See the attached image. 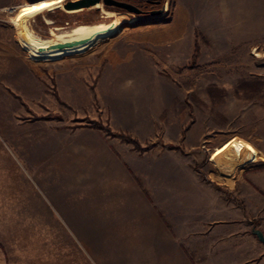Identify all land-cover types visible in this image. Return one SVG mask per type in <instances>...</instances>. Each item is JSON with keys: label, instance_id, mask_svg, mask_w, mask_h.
<instances>
[{"label": "rangeland", "instance_id": "1", "mask_svg": "<svg viewBox=\"0 0 264 264\" xmlns=\"http://www.w3.org/2000/svg\"><path fill=\"white\" fill-rule=\"evenodd\" d=\"M38 1L0 0V264H264V0L104 2L132 21L31 55ZM58 9L42 36L102 14Z\"/></svg>", "mask_w": 264, "mask_h": 264}, {"label": "bare ground", "instance_id": "2", "mask_svg": "<svg viewBox=\"0 0 264 264\" xmlns=\"http://www.w3.org/2000/svg\"><path fill=\"white\" fill-rule=\"evenodd\" d=\"M65 2L66 0H40L38 2H27L18 8V13L13 20V27L15 29L16 40L24 51L31 55H39L42 53L56 54L66 50H79L100 39L114 35L122 26L132 21L127 14H117L114 11L106 9L103 1L89 7L81 6L75 8H67ZM54 8L62 9L67 16L81 14L88 10H101L102 14L96 21H92L94 18L88 17V19L75 22L69 27L51 26L49 34L42 36L36 31L31 21L38 15L50 11L53 12ZM28 9H39V11L26 12L25 10ZM52 20L47 18L46 22L52 24ZM234 139L218 146L212 153L213 159H216L221 153L231 152ZM251 146L247 142L245 150ZM243 152L241 151V154L234 153L227 155L226 159L231 163H237L241 160Z\"/></svg>", "mask_w": 264, "mask_h": 264}, {"label": "flooded vegetation", "instance_id": "3", "mask_svg": "<svg viewBox=\"0 0 264 264\" xmlns=\"http://www.w3.org/2000/svg\"><path fill=\"white\" fill-rule=\"evenodd\" d=\"M110 4H106L107 8H113L118 13H124L129 9L127 6H133L135 10L139 11L140 14H147L155 10L156 7L160 6L161 0H109ZM60 14L65 15V12L61 9H58ZM55 12V11H54ZM96 13L99 12L95 11ZM79 15H85L81 13ZM78 16V15H77ZM85 20V19H84Z\"/></svg>", "mask_w": 264, "mask_h": 264}, {"label": "water", "instance_id": "4", "mask_svg": "<svg viewBox=\"0 0 264 264\" xmlns=\"http://www.w3.org/2000/svg\"><path fill=\"white\" fill-rule=\"evenodd\" d=\"M100 1L105 2L106 4H110L109 0H67L65 2V6L67 8H75V7H81V6H86L89 7L91 5H94ZM129 8V10L134 11L135 8L133 6H127ZM161 12V11H158ZM253 233L259 238L260 241H262L264 243V231L259 229V228H254L253 229Z\"/></svg>", "mask_w": 264, "mask_h": 264}, {"label": "trees", "instance_id": "5", "mask_svg": "<svg viewBox=\"0 0 264 264\" xmlns=\"http://www.w3.org/2000/svg\"><path fill=\"white\" fill-rule=\"evenodd\" d=\"M108 130V132H111L110 129L106 128ZM114 135H117V136H121L122 138H125L126 140L130 141V142H133L135 146H140L139 144V141L132 138V137H129L127 135H124V134H120V133H113Z\"/></svg>", "mask_w": 264, "mask_h": 264}, {"label": "snow or ice", "instance_id": "6", "mask_svg": "<svg viewBox=\"0 0 264 264\" xmlns=\"http://www.w3.org/2000/svg\"><path fill=\"white\" fill-rule=\"evenodd\" d=\"M43 6H46V5H43ZM26 12H35V11H39V9H28V10H25Z\"/></svg>", "mask_w": 264, "mask_h": 264}]
</instances>
